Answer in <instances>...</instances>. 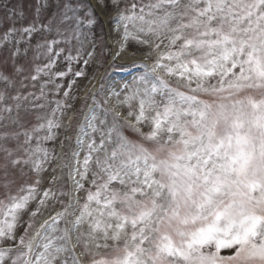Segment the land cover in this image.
Segmentation results:
<instances>
[{"label":"snow or ice","instance_id":"1","mask_svg":"<svg viewBox=\"0 0 264 264\" xmlns=\"http://www.w3.org/2000/svg\"><path fill=\"white\" fill-rule=\"evenodd\" d=\"M112 9L151 63L119 88L100 83L74 125L59 46L71 37L66 59L89 63L94 9L41 0L31 20L4 17L20 22L0 30V264H264V0ZM57 142L70 193L52 187Z\"/></svg>","mask_w":264,"mask_h":264},{"label":"rangeland","instance_id":"2","mask_svg":"<svg viewBox=\"0 0 264 264\" xmlns=\"http://www.w3.org/2000/svg\"><path fill=\"white\" fill-rule=\"evenodd\" d=\"M73 3L78 6L79 11L81 12V6H79L76 0H73ZM98 3L102 8V14L106 17L108 23L107 25L104 23L106 39L104 40L103 45H98L96 39L93 36L92 30H90L84 23L83 30L85 32H89L90 30L89 38L94 40V46L90 49L94 52V55L89 59V63L84 65L82 60L77 62L76 60L69 61L66 59L67 56L76 55V45L75 42L71 40V37H69V42L67 44L62 43L59 46L63 47L65 52L60 56L57 62V69L61 71H67L69 68L71 69V72H69L64 80L60 81V83L64 84L75 80V86L72 89V96L74 99L69 100V103L73 104V108L64 117L65 123L68 122L69 117H72V125L76 123L75 114L77 110L82 107L85 96L90 92L96 93L100 83H103L106 89L109 86L119 88L122 84L130 82L133 77L138 75L141 71L140 69L132 67V65L151 63V60L147 58L149 52L147 47L140 46L132 40L125 42L122 40L120 33L113 30V25L110 23V19L114 15V11L112 9V0H98ZM40 4L41 0H0V30H2L6 24H19L20 22L19 17L6 21L4 19L6 14L10 16L13 10H15L16 13H22L26 20H31L36 16L37 8ZM41 15H46V13L42 12ZM81 15L86 17L83 12H81ZM86 20L87 19H85V21ZM52 35H54V33ZM109 39L110 41H108ZM38 41L39 37H36L33 40L32 49L25 58L26 61L32 60L35 44ZM6 56L7 53H0V64H2ZM117 59L124 60L126 63H119ZM8 67H11L10 62ZM76 71H82L84 75L80 77H74L72 74ZM56 98L57 97L55 96L52 97V99ZM98 98L103 99V97L99 95ZM91 103L92 101L89 99L88 104L90 105ZM108 107L114 108L117 112H121L123 114L121 119L126 118L128 111L127 105H124L123 107L118 106L115 99H110L108 102ZM64 136L65 132L62 129L59 139L64 140ZM48 146L50 148H55L56 152L59 154L57 161L52 165V167L56 168L55 175L57 176V182L56 184L52 185V187L55 190L57 187H61L65 184V182H67L68 187L64 190L70 193L73 190V185L70 180H67V177L60 168L63 156L59 147V142H57L55 145L49 144ZM65 147H67V143H65ZM51 174L52 173L50 169L49 176ZM65 199H67V197H65ZM56 210H59V208L57 207ZM50 214L51 208L44 212L43 217L37 218L36 226L38 227L42 219L46 218L47 215ZM78 251L79 250H77V252Z\"/></svg>","mask_w":264,"mask_h":264},{"label":"bare ground","instance_id":"3","mask_svg":"<svg viewBox=\"0 0 264 264\" xmlns=\"http://www.w3.org/2000/svg\"><path fill=\"white\" fill-rule=\"evenodd\" d=\"M96 10L99 12V14L102 16V18L104 19L105 23H107L106 17L102 14V8L99 6L98 0H92ZM112 44V43H111ZM119 63H126V61L124 60H119L117 59Z\"/></svg>","mask_w":264,"mask_h":264},{"label":"trees","instance_id":"4","mask_svg":"<svg viewBox=\"0 0 264 264\" xmlns=\"http://www.w3.org/2000/svg\"><path fill=\"white\" fill-rule=\"evenodd\" d=\"M82 3H84V4H87L88 5V3L85 1V0H82ZM93 19H94V21H95V23L98 25V33H97V35H98V37H99V35H100V32H101V23H100V21L98 20V18L95 16V14H94V16L92 17ZM103 30V29H102Z\"/></svg>","mask_w":264,"mask_h":264}]
</instances>
